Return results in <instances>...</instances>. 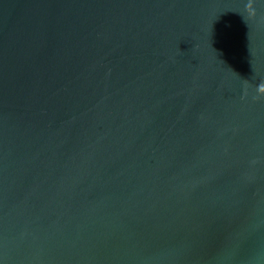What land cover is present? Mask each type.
Here are the masks:
<instances>
[{
    "label": "water",
    "instance_id": "95a60500",
    "mask_svg": "<svg viewBox=\"0 0 264 264\" xmlns=\"http://www.w3.org/2000/svg\"><path fill=\"white\" fill-rule=\"evenodd\" d=\"M0 264H264V0H0Z\"/></svg>",
    "mask_w": 264,
    "mask_h": 264
}]
</instances>
